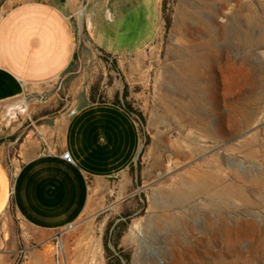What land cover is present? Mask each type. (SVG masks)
Here are the masks:
<instances>
[{"label":"rangeland","instance_id":"obj_1","mask_svg":"<svg viewBox=\"0 0 264 264\" xmlns=\"http://www.w3.org/2000/svg\"><path fill=\"white\" fill-rule=\"evenodd\" d=\"M76 43L67 73L31 98V118L2 127L8 165L73 98L124 91L144 116L141 152L124 177L91 185L87 209L60 231H28L9 208L11 264H40L27 241L47 244L42 264H264V0H162L161 31L140 55L106 56L84 30ZM191 56L202 57L192 91L171 78Z\"/></svg>","mask_w":264,"mask_h":264},{"label":"crops","instance_id":"obj_2","mask_svg":"<svg viewBox=\"0 0 264 264\" xmlns=\"http://www.w3.org/2000/svg\"><path fill=\"white\" fill-rule=\"evenodd\" d=\"M161 26L162 0H5L0 7V132L31 118V98L42 97L45 87L67 73L82 30L101 51L126 57L143 54ZM71 101L68 107L79 106ZM68 107L51 127L40 125L39 137L33 131L25 135L18 148L22 158L15 159L21 163L14 169L8 165L13 158L7 160L9 153L0 146V243L8 246L0 250V264L13 260L5 252L13 248L5 241L12 231L2 221L9 208L28 231H60L87 209L91 185L124 177L138 157L141 132L135 116L109 100ZM66 151L71 161L63 158ZM45 245L27 241L23 249L42 264L49 258Z\"/></svg>","mask_w":264,"mask_h":264},{"label":"bare ground","instance_id":"obj_3","mask_svg":"<svg viewBox=\"0 0 264 264\" xmlns=\"http://www.w3.org/2000/svg\"><path fill=\"white\" fill-rule=\"evenodd\" d=\"M200 58H202V57L191 56V59L189 61L184 62L183 65L181 67H179V70L175 71L172 74V76H171L172 82L177 88L192 91L194 84H197L200 82L201 72H200V69L198 68V63L200 62ZM190 95H192V93H190ZM8 108H9L8 112H9V114H11L12 113L11 111L13 110V108L12 107L11 108L8 107ZM201 181H203V180H201ZM201 183H203V182H201ZM161 194L164 195V192H161L160 195ZM181 197H182V195H180L179 193L175 194L176 199H180ZM156 198L158 199V201L160 203V200L158 198V194L156 195L154 201H156ZM160 199H164V198L161 197ZM48 264H51V263L48 262Z\"/></svg>","mask_w":264,"mask_h":264},{"label":"trees","instance_id":"obj_4","mask_svg":"<svg viewBox=\"0 0 264 264\" xmlns=\"http://www.w3.org/2000/svg\"><path fill=\"white\" fill-rule=\"evenodd\" d=\"M103 52V51H102ZM105 55L107 53L103 52ZM106 56H109V54H107ZM68 70V69H67ZM128 97V93L126 91H124L122 93V101L121 100H116L113 101L116 105L121 106L125 111H127L128 113H130L131 115L135 116V118L137 119L138 123H139V130L141 132V135H143V123L145 122L144 120V116L142 115L141 111L136 109L132 103L127 99ZM92 102H96V101H92ZM99 102H104V101H99ZM132 165V164H131ZM108 250V248H106ZM122 257L125 259V261H128V256L127 255H122ZM116 264H122L121 259L117 256L114 257Z\"/></svg>","mask_w":264,"mask_h":264},{"label":"built area","instance_id":"obj_5","mask_svg":"<svg viewBox=\"0 0 264 264\" xmlns=\"http://www.w3.org/2000/svg\"><path fill=\"white\" fill-rule=\"evenodd\" d=\"M63 158L68 160V161H71V158H70V154L66 151L62 154Z\"/></svg>","mask_w":264,"mask_h":264},{"label":"water","instance_id":"obj_6","mask_svg":"<svg viewBox=\"0 0 264 264\" xmlns=\"http://www.w3.org/2000/svg\"><path fill=\"white\" fill-rule=\"evenodd\" d=\"M140 152H141V148H140L139 154H140ZM139 154H138V155H139Z\"/></svg>","mask_w":264,"mask_h":264}]
</instances>
